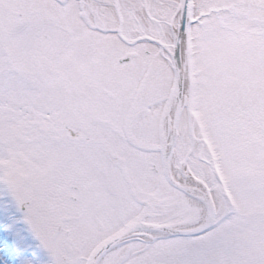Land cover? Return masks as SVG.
Wrapping results in <instances>:
<instances>
[{
	"label": "snow or ice",
	"instance_id": "obj_1",
	"mask_svg": "<svg viewBox=\"0 0 264 264\" xmlns=\"http://www.w3.org/2000/svg\"><path fill=\"white\" fill-rule=\"evenodd\" d=\"M0 264H264V0H0Z\"/></svg>",
	"mask_w": 264,
	"mask_h": 264
}]
</instances>
